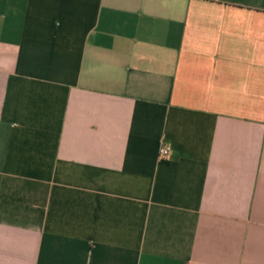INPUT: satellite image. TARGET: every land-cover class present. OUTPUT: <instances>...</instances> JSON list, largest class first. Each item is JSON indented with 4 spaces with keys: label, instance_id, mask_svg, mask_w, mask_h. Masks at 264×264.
<instances>
[{
    "label": "crops",
    "instance_id": "1",
    "mask_svg": "<svg viewBox=\"0 0 264 264\" xmlns=\"http://www.w3.org/2000/svg\"><path fill=\"white\" fill-rule=\"evenodd\" d=\"M0 264H264V0H0Z\"/></svg>",
    "mask_w": 264,
    "mask_h": 264
},
{
    "label": "built area",
    "instance_id": "2",
    "mask_svg": "<svg viewBox=\"0 0 264 264\" xmlns=\"http://www.w3.org/2000/svg\"><path fill=\"white\" fill-rule=\"evenodd\" d=\"M168 152H169L168 147H162V148L160 149V154H162V155H167Z\"/></svg>",
    "mask_w": 264,
    "mask_h": 264
}]
</instances>
